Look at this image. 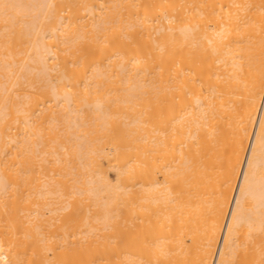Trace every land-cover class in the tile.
Masks as SVG:
<instances>
[{"label": "bare ground", "instance_id": "obj_1", "mask_svg": "<svg viewBox=\"0 0 264 264\" xmlns=\"http://www.w3.org/2000/svg\"><path fill=\"white\" fill-rule=\"evenodd\" d=\"M263 96L264 0H0V264H264Z\"/></svg>", "mask_w": 264, "mask_h": 264}, {"label": "rangeland", "instance_id": "obj_2", "mask_svg": "<svg viewBox=\"0 0 264 264\" xmlns=\"http://www.w3.org/2000/svg\"><path fill=\"white\" fill-rule=\"evenodd\" d=\"M263 99H264V96H263ZM263 103H264V100H263ZM246 217H247V216H246ZM247 218H248V217H247ZM243 219H245V218H243ZM243 219H242V222H243ZM249 220H250L249 218L246 219V221H248V223H250V224L253 223V222H251L252 219H251L250 221H249ZM240 223H241V222H240ZM254 223H255V222H254ZM254 223H253L252 225H254ZM243 224H244V223H243ZM239 225H240V224H238V226H239ZM255 225H256V224H255ZM260 225L262 226L263 224H260ZM245 227H246V223H245ZM245 227H243V225H242V228H240V229H241V231H243V233H245V232L248 233V229H245ZM236 228H237V227H236ZM250 228H252V229L250 230ZM250 228H249V233L246 235V237H244V235H241V232L239 233V231H236V234H237V233L240 234V235L237 234V237H239L240 239H242L244 242L246 241L248 244L245 243V245H247V246L250 245L249 243H253V244H251L250 246L253 247V248L255 247L254 249H255L256 251H257V250L259 251V252H257L258 254H259V253L262 254V252H264V251H263V250H264V246H263V244H264V243H263V242H264V231L262 232V229L264 228V225H263L262 228H259L258 226H255V227L252 226V227H250ZM253 228H256V230L253 229ZM257 228H259V230H261V231H259V230L257 231ZM237 230H239V229L237 228ZM263 230H264V229H263ZM250 231H251L252 234L250 233ZM253 232H254V233H253ZM260 232H262V233L259 234V235L262 236V234H263V236H262L261 238H260L259 235L257 234V233H260ZM243 233H242V234H243ZM249 234H250V235H249ZM254 234H256V235L253 237ZM249 236H251V237L254 238V239H253V238L250 237L251 240H253V242H251ZM258 237H259V239H257ZM255 238H256V239H255ZM255 241H256V242H255ZM258 241H260V242H262V243H260V242L258 243ZM243 244H244V243H243ZM257 244H258V246L262 245L263 247L261 246V247H259V248H260V249H259L258 247H256ZM245 245H243V246H245ZM243 248H244V247H243ZM253 248H252V249H253ZM252 249H251V250H252ZM262 249H263V250H262ZM260 250H261V251H260ZM261 254H260V255H261ZM263 255H264V254H263Z\"/></svg>", "mask_w": 264, "mask_h": 264}]
</instances>
